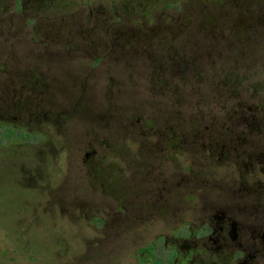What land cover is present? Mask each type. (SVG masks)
Instances as JSON below:
<instances>
[{
  "label": "flooded vegetation",
  "instance_id": "1",
  "mask_svg": "<svg viewBox=\"0 0 264 264\" xmlns=\"http://www.w3.org/2000/svg\"><path fill=\"white\" fill-rule=\"evenodd\" d=\"M29 3L43 12L46 0ZM216 9L219 33L203 31L197 18L183 22L157 16L156 21L174 29L171 37L145 32L146 23H138L142 17L137 16L111 22L99 14L49 21L38 15L39 31L32 34L19 30L16 18L0 17V131L6 130L12 142L14 130L23 131L20 140L26 146L36 137L48 144L45 131L54 127L59 141H50L51 156L63 149L73 153L67 182L56 195L60 204L65 197L66 205L78 211V220L90 223L70 225L83 245V252L72 255V264L110 263L132 250L135 264H264L261 112L236 117L223 110L220 77L192 98L201 94L200 104L210 107L198 113V127L175 124L174 84L194 68L191 60L207 67L211 57L219 56L227 64L223 67L243 69L241 64L251 61L252 45L228 50V39L236 38L239 27L242 39H257L264 30V0H221ZM127 24H140L138 34L127 32ZM230 117L249 126H224ZM207 119L215 126L206 127ZM175 152L200 156L203 160L195 164L199 175L184 171ZM206 163L230 168L235 181L216 182L208 190ZM194 179H199L193 183L198 188L190 186ZM195 194L201 208L192 213L199 225L174 226L183 200L189 202ZM62 209L59 214L67 215ZM172 226L170 233H158L159 227L165 231Z\"/></svg>",
  "mask_w": 264,
  "mask_h": 264
},
{
  "label": "rangeland",
  "instance_id": "2",
  "mask_svg": "<svg viewBox=\"0 0 264 264\" xmlns=\"http://www.w3.org/2000/svg\"><path fill=\"white\" fill-rule=\"evenodd\" d=\"M29 1L0 0V17H3L5 21L13 17L16 18V27L29 34L39 31L37 29L40 19L38 15H45L49 21L48 18L78 14L85 16L108 15L111 22L123 21L125 17H128V21H133L131 19L136 16L142 17L138 23H146L144 31H153L159 37H171L174 29L166 28L165 24L156 21L157 16L164 19L170 16L181 17L183 22L197 18L204 23L203 31L219 33L221 30V23L218 19L220 13H216V8H219L221 0H46L44 8H42L43 12H39V7L37 9L30 8ZM250 1L256 0H234L238 4ZM252 9L256 11L259 8ZM244 12L247 13L245 8ZM129 16L132 18L130 19ZM138 25L140 24H136V26ZM136 26L127 24V28H130L127 32L138 34L139 29ZM243 31L244 29L239 27L236 30V38L230 40L231 42L228 39V42L232 43L228 46V50L237 48V45H242L241 48H244L251 43L250 48L253 55L250 63L241 64L243 69L223 67L227 64L224 62L222 64L221 58L218 56L211 57L207 67H198L192 59L191 67L194 68L188 70L182 79L180 74L174 84L173 104L175 124L178 128L198 127V113L202 112L201 115H203L210 110V107L200 104L201 94H199L198 100L192 98L195 93L203 90L204 84L208 82L209 86H213L220 77L223 81V110L234 109L238 101L244 106L245 112L250 113L249 115L256 109L259 113L261 112L264 123V30L257 39H242ZM34 37L37 40L36 34ZM135 38H139V36H135ZM229 92L234 94L235 99H225L231 95ZM254 115L253 118L256 116ZM194 118L198 121H195ZM248 119L253 121L251 117ZM209 120H206L207 124H210ZM258 124L260 123L258 122ZM45 132L48 133V144H42L40 138L36 137V140L25 141L26 146H22L20 137L25 135L23 131L14 130V142L7 141L9 137L6 130L0 131V264H66L65 262L70 264L72 255L83 252V245L76 241L77 237H73L76 229L70 225L72 223L89 224L90 222L85 219L78 220L80 219L78 211L74 210L71 205H66L63 196L66 194L64 191L67 190V185L61 191L63 197H60V199L62 198L61 204L57 199L58 195H56L67 182L70 174L69 161L73 153L71 150L63 149V151L54 152L51 156L53 148L50 141L55 144L59 138L56 137L57 132L54 127L47 128ZM254 138H258V136H254ZM202 141L200 140V142ZM134 150L135 146L130 147L132 153ZM180 153H174L175 161L180 162L179 166L184 171L188 170L192 176H198L199 168H195V164L203 159L199 155L197 158H193V156L185 158ZM202 154L206 155L208 152ZM2 156L8 158L11 163L7 159L3 160ZM112 161L116 166H124L120 159L112 158ZM215 166L206 163L205 175L210 176L207 181L210 186L207 188L208 190H213L214 187L211 184L215 186L216 182L235 181L230 168L219 165L215 168ZM197 180L199 179H194L191 182V188L199 187V183L193 184ZM196 196L197 194L191 197L189 202L183 200V211L180 212L181 215L178 214L180 217H176L177 221L174 226L184 223L194 228L199 225V218L192 213L193 210L201 208ZM61 209L67 212V215H60ZM174 226L165 231L159 227L158 233H170ZM20 230L25 231L22 237H19L22 233L17 234ZM84 234L88 233H82V235ZM25 244H30L31 247L23 248ZM44 245H47V248H44ZM33 250L35 255L31 253ZM29 255H32V259L29 258ZM51 255L55 256L54 260ZM131 255H134L133 250L127 251L118 260L103 264H135V258ZM33 256L37 259L34 260Z\"/></svg>",
  "mask_w": 264,
  "mask_h": 264
},
{
  "label": "trees",
  "instance_id": "3",
  "mask_svg": "<svg viewBox=\"0 0 264 264\" xmlns=\"http://www.w3.org/2000/svg\"><path fill=\"white\" fill-rule=\"evenodd\" d=\"M235 99V97H232ZM236 108L234 109H230V110H226L227 112H230V114L236 112V117H241L244 116L245 114H243V112H245L244 106L242 105V103H239L238 101L235 104ZM242 112V113H241ZM210 124H207L206 127H214L215 123L213 120H209ZM235 121V122H234ZM224 126L226 127H234V126H249V122L248 121H239L238 119L234 120L233 118L230 117V119L224 120ZM229 142V141H228Z\"/></svg>",
  "mask_w": 264,
  "mask_h": 264
}]
</instances>
